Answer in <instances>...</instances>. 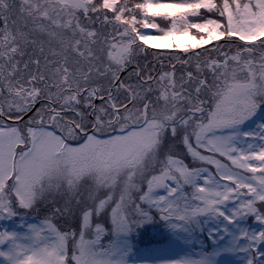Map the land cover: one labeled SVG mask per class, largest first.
I'll return each instance as SVG.
<instances>
[{"label":"snow or ice","instance_id":"obj_1","mask_svg":"<svg viewBox=\"0 0 264 264\" xmlns=\"http://www.w3.org/2000/svg\"><path fill=\"white\" fill-rule=\"evenodd\" d=\"M0 264H264V0H0Z\"/></svg>","mask_w":264,"mask_h":264}]
</instances>
